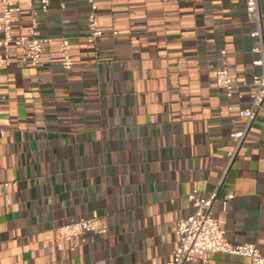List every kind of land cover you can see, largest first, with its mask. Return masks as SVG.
I'll use <instances>...</instances> for the list:
<instances>
[{"label":"crops","instance_id":"0c3cea01","mask_svg":"<svg viewBox=\"0 0 264 264\" xmlns=\"http://www.w3.org/2000/svg\"><path fill=\"white\" fill-rule=\"evenodd\" d=\"M28 1L10 0L22 8L15 37L40 9ZM87 1L51 0L37 15L48 38L39 66L13 45L0 67V264H167L194 212L189 194L221 181L213 216L232 243L264 255V106L227 170L259 72L248 0H97L104 36L93 43ZM259 11L264 34V0ZM225 63L231 97L216 83ZM80 218L108 232L73 249L81 239L55 229ZM186 264L251 260L213 253Z\"/></svg>","mask_w":264,"mask_h":264},{"label":"built area","instance_id":"2783aa9c","mask_svg":"<svg viewBox=\"0 0 264 264\" xmlns=\"http://www.w3.org/2000/svg\"><path fill=\"white\" fill-rule=\"evenodd\" d=\"M90 8L88 16L89 42H96L104 36L100 29L98 16L99 4L97 0H88ZM260 0H248V19L255 25L253 35L257 37L254 51L259 57L254 61V65L259 67V72L253 76L250 86L253 88L251 101L248 107L239 110L238 114L245 119L242 129L234 131L231 137L236 141L233 150L228 153L227 170L231 167L237 156L239 149L250 131L253 123L257 119L264 106V34L262 16L259 11ZM29 8H33V2H27ZM63 6V5H62ZM51 7V0H41L40 9H34L33 24L28 34L17 37L12 34V26L16 21V15L22 11L20 6H13L10 0H0V67L10 61L11 47L17 46L22 52V63L39 66L44 52V44L48 41L38 30L36 17L42 13H47ZM117 34V32H114ZM60 54L62 66L65 70H70L73 59L70 51V41L63 39L60 43ZM226 56V51L222 52ZM216 83L219 88L226 90L229 97L232 96L234 88L233 78L227 64L217 72ZM222 181L208 193H202L195 189L189 194L194 212L192 215L180 220L175 231L179 236V244L174 251L173 259L167 264H186L189 262H207L210 254L225 253L230 255L244 256L251 260V264H264V255L256 244H234L227 238V232L219 221L213 216V207L219 200V192ZM2 185L0 184V195ZM108 226L99 218H80L72 220L55 229L58 239L71 242L75 238H80L81 243L73 245V249L87 243V235L106 234Z\"/></svg>","mask_w":264,"mask_h":264}]
</instances>
